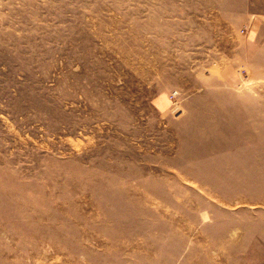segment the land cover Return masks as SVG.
<instances>
[{
    "label": "rangeland",
    "instance_id": "1",
    "mask_svg": "<svg viewBox=\"0 0 264 264\" xmlns=\"http://www.w3.org/2000/svg\"><path fill=\"white\" fill-rule=\"evenodd\" d=\"M258 20L264 0H0V264H264Z\"/></svg>",
    "mask_w": 264,
    "mask_h": 264
},
{
    "label": "crops",
    "instance_id": "2",
    "mask_svg": "<svg viewBox=\"0 0 264 264\" xmlns=\"http://www.w3.org/2000/svg\"><path fill=\"white\" fill-rule=\"evenodd\" d=\"M247 22H250L249 20ZM259 23L254 22L249 31H248V39L245 41L248 42H263L264 41V21L258 20Z\"/></svg>",
    "mask_w": 264,
    "mask_h": 264
},
{
    "label": "built area",
    "instance_id": "3",
    "mask_svg": "<svg viewBox=\"0 0 264 264\" xmlns=\"http://www.w3.org/2000/svg\"><path fill=\"white\" fill-rule=\"evenodd\" d=\"M240 31H241V32H244V29H243V28H241V29H240Z\"/></svg>",
    "mask_w": 264,
    "mask_h": 264
}]
</instances>
